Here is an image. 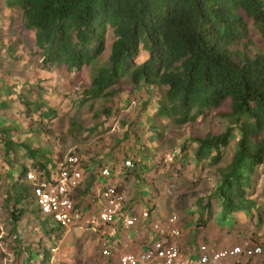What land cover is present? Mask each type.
Listing matches in <instances>:
<instances>
[{
  "label": "trees",
  "instance_id": "1",
  "mask_svg": "<svg viewBox=\"0 0 264 264\" xmlns=\"http://www.w3.org/2000/svg\"><path fill=\"white\" fill-rule=\"evenodd\" d=\"M3 8L18 13L22 28L33 34L40 70L64 67L74 73L88 67L82 102L104 98L113 103L125 83L149 91L145 107L151 103L154 118L175 125L224 107L217 112L226 122L223 131L190 140L196 145L195 161L208 159L217 166L216 187L206 204L218 200L223 216L249 215L257 208L252 197L256 175L264 173V48L255 49L250 34L264 38V0H0V12ZM107 42L109 54L100 65ZM9 47L7 55L19 62V49ZM140 57L144 60L137 63ZM38 98L22 101L24 117L30 133L48 137L56 113ZM233 140L231 159L219 167ZM19 146L33 162L6 177L14 221L25 213L15 204L32 198L27 172L35 169L47 179L35 158L38 152Z\"/></svg>",
  "mask_w": 264,
  "mask_h": 264
},
{
  "label": "crops",
  "instance_id": "2",
  "mask_svg": "<svg viewBox=\"0 0 264 264\" xmlns=\"http://www.w3.org/2000/svg\"><path fill=\"white\" fill-rule=\"evenodd\" d=\"M0 86V163L4 171V174L0 175V178H2V176L7 177L9 173L16 174L19 168L17 166L22 164L27 167L30 166V163L33 161L25 150L19 146L20 144H26L29 148L35 149L38 152L35 158L37 162L41 163L44 167V173H46L47 179L56 174L65 151H74L83 155L85 160L81 167L83 173L82 180L78 189L75 190L72 196L76 207L82 210L85 215L93 213L99 208V193L106 183L105 180L100 177V166H109L111 170L110 183L124 190L125 202L122 206L121 217H119L115 224L108 225L105 228V239L109 242V246L112 249V257L107 260H99L100 235L92 229H84L82 227H73L70 229H78L82 232H86L85 239L79 238L73 250L68 249L66 252L63 250L62 254L59 256L66 258V256L71 253L73 261H75L76 264H115L118 255L122 253L139 252L151 241L153 233L149 224L159 222L171 214L177 215L178 220L176 222V227L180 230V235L175 239V243L180 248L187 261L190 262L197 258L198 247L200 245H206L209 249L217 251L237 246L248 238L255 239L257 242H264V195L261 192L262 187L261 190L257 191L256 195L252 197L257 204V214L254 208H252L251 214L249 215L240 212L223 216L219 201L216 199H211L210 206H207L206 198L213 193L216 187V172L213 178H207L211 181L209 182V187H207L205 191L200 193L194 192L192 201L187 204L179 203L177 199L180 198L182 194L174 195V193H171L168 189L170 187V185H167L169 181L167 183L161 182L162 173L163 175L165 173L169 180L173 174L172 169L169 170L171 160L170 158L167 159L168 156L162 158L163 156L159 155L161 153L157 155L156 153H141L140 155L139 150L138 152L136 150L139 155L136 154L135 156L133 153L129 152L130 146H128V143H123L121 138H118L113 144L108 145L106 148L107 150H100L98 146L102 144H99L98 141L93 142L97 144V146L92 148V151L89 152L88 149L93 140H88V144H85L77 140V138L71 140L68 144H64L63 142L59 150L60 146L58 141L53 143L52 140H49V136L47 137L29 132L28 120L24 117V107L21 105L22 101L25 99H32L35 102H40L38 97H40L41 102H47V96L43 94L46 85L43 86L42 83L39 82L36 87V93L31 94L33 92L28 88V85L21 84V87L24 86V89L20 96H18L17 88ZM30 91L31 93H29ZM13 94L17 96V100L11 99ZM9 111L11 116L6 114ZM6 132H8V134H4ZM89 132L90 129L87 133ZM95 133L96 131L94 130L93 135H96ZM74 136L75 133H72V137ZM51 144L55 145L58 152L56 163L53 166L49 165L50 159L46 154H43V148ZM172 156L175 155L172 154ZM184 156L185 154L183 153L178 159L174 158V161L178 163L179 167H186V165H184V159L182 158ZM126 159H131L133 161L134 167L132 169L123 166V161ZM165 159L168 160L166 164L161 162V160L164 162ZM192 159L197 168L201 165L200 163L209 161L207 159L197 162L193 155ZM10 163H13V168ZM1 165L0 168L2 167ZM187 167L191 166L189 165ZM147 178H149L148 182L143 185ZM159 178L161 181L158 180ZM1 181L2 180H0V182ZM5 191L2 192L0 196V200L3 202L6 200L5 203L0 205L5 210L2 221L0 220V264H12L13 261L9 259L7 252H10L12 244H14L16 240L13 234L14 225L17 222L21 223L23 215L26 213H29L27 216L33 218V211L39 212L32 195L30 200L25 199L15 204L13 207L14 209L22 208L25 213L21 215L18 220L14 221L10 216V209H12L13 202L7 194V191L5 195ZM198 199H203V202L200 204L197 203ZM31 206L34 207L33 210ZM7 207L9 208L8 211ZM144 210H148L150 213L149 222H140L132 228L124 227L122 220L124 217L131 214L137 215ZM53 228L63 231L61 239H59V234H56V238L59 242L63 241L68 233L71 232L70 229L62 230L55 225ZM51 232L52 231L49 232V230H47L44 236L37 240V245H41L42 239L44 240L43 242L48 238L50 239L51 236H53ZM6 237H9L7 241L5 240ZM85 247L87 249H85ZM215 264H264V251L259 256H255L251 259L230 258L220 260Z\"/></svg>",
  "mask_w": 264,
  "mask_h": 264
},
{
  "label": "rangeland",
  "instance_id": "3",
  "mask_svg": "<svg viewBox=\"0 0 264 264\" xmlns=\"http://www.w3.org/2000/svg\"><path fill=\"white\" fill-rule=\"evenodd\" d=\"M250 36L255 49L260 50L264 48V38L256 31L251 32ZM8 43H13V45L11 44L9 47ZM109 44L110 42H107L106 50L98 61L100 65L104 64L107 60ZM14 46L19 49L18 52L21 56L19 62H15L13 58L7 55L8 50L6 51V48L13 49ZM32 46L33 34L22 28L18 13L11 12L9 9L4 10L3 8L0 12V85L7 88H17L18 96L21 95L24 89V86L21 87V84H27L28 88L33 92L31 93L30 91L29 93L31 94L36 93V87L39 82L43 86L46 85L43 94L47 96L48 105L56 113L55 119L48 127L50 128L49 140H52L53 143L58 141L59 146L63 142L64 144H68L76 138L85 144H88V140H93L88 149L90 152L92 148L97 146L93 142L99 141V144L102 145L98 146V148L105 150L108 145L113 144L118 138H121L123 143H128V146H130L129 152L135 156L138 150L140 151V155L141 153H156V155L161 153L159 155L163 156L162 158L168 156L167 159L170 158L171 160L169 170L172 169L173 171L172 177L170 176L169 180L166 174L164 173L163 175L162 173V181L160 178L158 180L166 183L169 181L167 185H170V187L168 189L174 195L182 194V198L177 199L179 203L187 204L191 202L194 192L200 193L209 187L211 180L207 178H213L217 166H211L207 161H204L200 163L199 168L201 169L197 168L192 159L196 145L195 143H191L190 140L202 139L208 133L217 135L223 131L226 122L217 116V112H222L225 109L224 107L213 110L210 114L199 117L192 123L175 125L167 119L154 118L150 110L154 107L151 103H148V106L145 107L144 102H148L149 91H145L142 88L133 90L131 86L125 83H122L123 89L115 95L117 98L114 99L113 103L106 101L104 98H94L82 102L80 93L89 86L90 82V70L88 67H83L80 71L74 73H68L64 67H52L49 70H40L38 67L39 58L33 55L34 49H32ZM29 50L31 51L28 54ZM143 60L144 57H140L136 62L140 63ZM163 91V89L158 90V92L156 91L155 99H158L159 95L163 94ZM11 97V99L17 100L15 94ZM6 114L11 116L10 111ZM89 129L90 132L87 133ZM94 130L96 131V135H93ZM72 133H75L74 137H72ZM4 134H8V132ZM235 142L236 140L231 141L226 147L223 158L218 166H224L229 162L235 149ZM182 147H185L184 150H182ZM60 149L61 146L59 147ZM57 153L56 147L53 144L46 145L43 148V154H46L50 159V166L56 163ZM183 153L185 156L182 158L186 167L181 166V168L174 161V158L178 159ZM172 154L175 156H172ZM167 159L164 162L161 160V162L166 164L168 162ZM189 165L191 167H187ZM3 174L2 166L0 168V175ZM148 179L145 180L146 182L143 185L148 182ZM256 179V191H260L264 185V173L259 171ZM0 180H2L0 182L1 196L2 192L7 191L8 180L3 176ZM5 202L6 200L4 202L0 200V205ZM8 209L7 207V211ZM31 209L33 210L34 207L31 206ZM4 211V208L0 206L1 221L5 213ZM254 211L257 212L256 209ZM33 213V218L27 216L29 213H26L23 215L21 223L17 222L14 225L13 234L16 240L12 244L10 252H7L9 259L13 261L12 264H28L30 259L38 260L37 252L51 244L58 245L57 250L60 255L63 250L65 252L68 249L73 250L79 238L85 239L86 232L70 229L71 232L68 233L63 241L59 242L56 234H59V239H61L63 231L55 228L51 230L50 228L54 227L51 219L45 218L36 211H33ZM47 230L49 232L52 231L53 236L50 239H46L45 242L42 239L41 245H37V240L41 239ZM7 239L9 237L5 238L6 241ZM85 249L87 248L85 247ZM64 260L66 262L73 261L71 253Z\"/></svg>",
  "mask_w": 264,
  "mask_h": 264
},
{
  "label": "built area",
  "instance_id": "4",
  "mask_svg": "<svg viewBox=\"0 0 264 264\" xmlns=\"http://www.w3.org/2000/svg\"><path fill=\"white\" fill-rule=\"evenodd\" d=\"M84 160L81 153L68 151L62 156L53 177L43 179L35 169H31L26 174V180L31 184L34 202L40 215L51 219L54 225L62 230L82 227L96 231L101 237L99 260H107L112 257V249L105 239V228L115 224L121 217L125 193L122 188L110 183V167L100 166V177L106 183L99 193V208L85 215L76 207L72 196L82 180L81 167ZM123 166L132 169L134 163L126 159L123 161ZM122 220L125 228H132L140 222H149L150 213L144 210L137 215H128ZM177 220V215L171 214L159 222L149 224L153 233L151 241L139 252L118 255L115 264H215L230 258L251 259L264 251V242L248 238L237 246L217 251L209 249L206 245H200L197 258L191 262L187 261L175 243V239L180 235V230L176 227ZM57 248L58 245L51 244L40 249L37 252L38 260L30 259L28 264H76L75 261L66 262L64 257L59 256Z\"/></svg>",
  "mask_w": 264,
  "mask_h": 264
}]
</instances>
